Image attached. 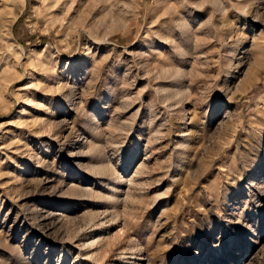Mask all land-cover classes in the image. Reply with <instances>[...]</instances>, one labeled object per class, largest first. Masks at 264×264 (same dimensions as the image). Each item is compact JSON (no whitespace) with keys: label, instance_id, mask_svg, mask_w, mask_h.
Listing matches in <instances>:
<instances>
[{"label":"rangeland","instance_id":"1","mask_svg":"<svg viewBox=\"0 0 264 264\" xmlns=\"http://www.w3.org/2000/svg\"><path fill=\"white\" fill-rule=\"evenodd\" d=\"M0 264H264V0H0Z\"/></svg>","mask_w":264,"mask_h":264},{"label":"bare ground","instance_id":"2","mask_svg":"<svg viewBox=\"0 0 264 264\" xmlns=\"http://www.w3.org/2000/svg\"><path fill=\"white\" fill-rule=\"evenodd\" d=\"M95 243H96V242H93V243L90 245V247H93V246H95Z\"/></svg>","mask_w":264,"mask_h":264}]
</instances>
